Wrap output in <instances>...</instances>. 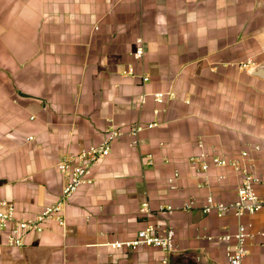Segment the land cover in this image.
Returning a JSON list of instances; mask_svg holds the SVG:
<instances>
[{
    "label": "crops",
    "instance_id": "0c3cea01",
    "mask_svg": "<svg viewBox=\"0 0 264 264\" xmlns=\"http://www.w3.org/2000/svg\"><path fill=\"white\" fill-rule=\"evenodd\" d=\"M112 124L127 133L66 203V225L21 247L0 231V264H165L159 248L110 245L148 222L176 231L167 264H228L218 237L240 223L254 234L246 263L264 264V211L201 209L235 199L241 174L191 161L246 150L264 179V0H0V198L37 215L62 191L57 164Z\"/></svg>",
    "mask_w": 264,
    "mask_h": 264
},
{
    "label": "built area",
    "instance_id": "2783aa9c",
    "mask_svg": "<svg viewBox=\"0 0 264 264\" xmlns=\"http://www.w3.org/2000/svg\"><path fill=\"white\" fill-rule=\"evenodd\" d=\"M134 52V56L140 59L144 55L142 42ZM247 66V64H246ZM149 78L144 77V81ZM174 97V94H170ZM155 100L162 103L165 93L157 92L154 94ZM157 123H149L148 128L156 126ZM142 126H135L130 134L137 135L142 130ZM127 132L122 128L112 124L106 131L103 140L98 144H92L82 148L75 154L64 157L57 168L62 174L65 183L60 196L51 204L46 205L37 215L20 217L17 214L15 202L0 198V231L6 233V243L10 247H21L25 244V238L32 233H41L50 228L51 223L59 226L66 225L64 209L66 203L74 196L79 188L85 184L92 183V172L94 166L106 158L112 149V145L121 139ZM137 140L133 141L136 144ZM199 146H203L200 141ZM256 149H259L257 146ZM249 158L248 151H242L240 157L227 158L223 156H213L207 159V155L191 158L192 162H201L198 172H207L212 167H232L241 174L240 185L237 188L236 198L230 201L216 199L212 194L208 195L201 209L204 213H216L218 216L233 214L242 217L247 214H255L264 211V195L258 192L257 187L264 183L262 176L256 173L255 164L252 161L244 162ZM149 164L153 163V156L149 155ZM180 175L175 171L174 176L169 179L170 186L174 187L175 179ZM196 206L195 201L190 200L184 205L185 210H191ZM148 203L143 204L142 211H147ZM174 207L167 204H160L159 214L170 215L174 212ZM264 234V233H262ZM254 234L250 232L249 226L240 223L235 233H227L218 237L225 242L226 257L228 264H247L245 259L248 254V240ZM176 231L171 226H163L156 222H148L141 228L135 237L115 241L110 245L115 249L136 250L141 246H152L163 250L166 255L163 263L169 262V254L175 251ZM212 239V238H211Z\"/></svg>",
    "mask_w": 264,
    "mask_h": 264
}]
</instances>
